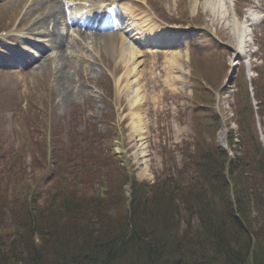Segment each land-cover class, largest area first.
Here are the masks:
<instances>
[{"label":"trees","instance_id":"trees-1","mask_svg":"<svg viewBox=\"0 0 264 264\" xmlns=\"http://www.w3.org/2000/svg\"><path fill=\"white\" fill-rule=\"evenodd\" d=\"M261 81L264 87V68ZM258 99L264 111V96ZM237 100L243 147L233 158L216 146L214 131L210 142L200 136L184 153L181 169L153 184H140L117 165L111 176L67 169L45 191L9 192L0 185V264H264V225L252 245H235L253 232V209L264 207L258 186L264 187V146L256 132L247 133L254 128L248 93ZM127 183L130 216L122 192ZM194 217V230L179 233L178 220Z\"/></svg>","mask_w":264,"mask_h":264},{"label":"rangeland","instance_id":"rangeland-1","mask_svg":"<svg viewBox=\"0 0 264 264\" xmlns=\"http://www.w3.org/2000/svg\"><path fill=\"white\" fill-rule=\"evenodd\" d=\"M10 3H4L3 9H4V18L1 19V26L2 28H6L4 26V23L6 20H13L12 14L9 13H17L20 12V6L15 5L19 3L18 0H10ZM159 1V0H158ZM168 3H170L174 9L175 4H173L174 0H165ZM189 2V4H194L196 1L199 4V7H202L203 2L205 0H186ZM214 3H216L218 0H213ZM257 7L255 9H251V13L253 15H256L257 18L253 22H248V27H250V31L252 34V39H254L255 42H258L259 49H256V44L252 45L250 44V51H254L248 58L251 63V77L253 78V85L252 88L253 92L252 94H257L256 90L259 89L256 87V85H260V80H258L257 75L255 73V68L262 67L261 61L258 59L255 62V57L259 56L260 52V45L263 41L262 38L264 36V11L260 10L261 5H264V0H249ZM13 8V9H12ZM12 9V10H10ZM208 9V8H207ZM205 9V10H207ZM248 10H244L241 15L239 16L240 21L245 20L246 13ZM22 11V8H21ZM204 11V10H203ZM215 11V10H213ZM198 13V12H197ZM200 13V11H199ZM205 13V11H204ZM205 20L210 23V26L212 27L213 32H215V35L221 41L223 44L228 46L231 51L228 53V55L224 58L223 62L218 64L217 66H210L207 69L201 70L199 74V95L200 99L205 103L209 105V108L217 112L215 109V106L213 104L214 99V92L217 91L221 86V94L222 99H220V102L218 101L216 104L217 109L219 108L221 113L223 114L224 118L227 120V129H226V139L228 138L229 131L234 129V134H239L240 125L234 124V121H230L229 117L233 114V107L232 104L234 102V97L236 95V89L235 86L236 78L234 73L230 74L229 69L227 66L230 67L231 64H233V53L237 50L236 41L233 37L231 26H230V12L225 15L222 14L220 11L218 13H211L210 11H206L204 14ZM31 24V19L22 24V31L18 33L17 38L11 39L12 41L6 42L4 45H0V64L3 63V61H11V62H18L19 64H22L21 74L18 73L15 75L14 72H5L3 74V77H1V82L5 87H10L12 89H18L19 86L22 85H33V87L29 86V94L33 95L35 99L38 101V108L43 109L46 108H52L53 110V116L54 118H60L67 122L69 120V116L74 109L76 105L84 104V109L86 111V116L88 120H92L94 122H97L101 124V119L104 115L105 111L110 110V108L107 107V104L104 102V94L102 89L99 86V83H105L109 81V78H113L114 85H115V93L113 96V106H115L114 110L119 114L120 122L124 123V142H122L123 147L118 146L117 150L122 151L124 155L127 156L128 161L133 166V170L135 171V174L137 175L138 179L141 181H147V182H154L159 176V178L162 176L161 173L166 168V164H169L171 162H174L175 159L180 162L181 156L180 151L181 149H184L185 147L188 148L186 151L190 150L191 144H189V139L194 137L193 128L194 123L192 124V120L189 118V105L191 102V87L190 81L188 79L185 80L184 87L178 86L175 89H178L180 93L177 92H171L169 95L166 92V83H163L165 79V75L162 78H159L161 81L160 83L156 82L158 78L153 81V83H149L152 90L155 92L154 96L159 97L155 100L154 105L149 104V101L144 103L143 108L141 109L142 115H144L146 124H144L146 127L145 134L142 136L144 139H140L137 134H134L131 129V120H130V112L133 109L132 105L130 103L129 97L126 94V92L123 90V85L126 82V78L122 81H120L119 86L117 84L119 73H115V68L119 69L117 65L120 61V56L116 54V51L113 50L110 52L111 47L109 48L105 43L101 42H94L92 43L91 40L87 41H77L75 43L76 48L78 49V56L81 59V61H78L77 59H73V61H69L67 63H64L63 70L58 72L57 68L59 66V59L55 58L45 63V65H41L40 61L36 62L33 67L27 66L26 63L30 62L33 58L39 59V54L42 52L43 45L46 43L43 39L44 37H38L31 36L28 33L25 32L27 29V26ZM25 29V30H24ZM251 35H249V38ZM32 38V39H31ZM251 40L249 39V42ZM73 48V47H71ZM119 48V47H118ZM220 51V49H218ZM261 51V50H260ZM236 53V52H235ZM237 54V53H236ZM249 55V52H248ZM162 55H159L157 57H154L150 59H147L148 63L145 67L142 68V64L138 65L137 67V77L147 76L145 73V70L150 73L151 69L150 67L154 64L160 65L163 62V59L161 57ZM119 60V62H118ZM246 62V59L244 57H241L238 61H235V63H240L243 66H241L239 70L242 72V76H245L244 72H246V80L249 81V76L247 73L248 66H244ZM123 65V64H122ZM158 65L156 67V71L158 74H162L160 72V68H158ZM124 66V65H123ZM32 67V68H31ZM121 67V64H120ZM125 67V66H124ZM207 67V66H205ZM214 68V69H213ZM34 69V70H33ZM143 69V72H142ZM117 71V70H116ZM155 71V72H156ZM119 72V71H118ZM123 72V71H121ZM65 73V75H63ZM105 73H111L112 75L110 77H102ZM146 78V77H145ZM143 78V82L146 81V79ZM236 78V79H235ZM33 79V80H32ZM101 80V81H100ZM203 80V81H202ZM29 82V83H28ZM245 82V80L243 81ZM235 84V85H234ZM142 85V81H141ZM177 85V84H176ZM162 86V88H161ZM228 86V88H225ZM248 86V85H247ZM120 88V90H119ZM32 89V90H31ZM82 89V90H81ZM9 90V88H7ZM248 90L249 87H242L241 91L245 92ZM71 92L74 91V95L72 97L71 103H67V101H63L62 97H64L63 92ZM147 96L152 97V93L147 92ZM264 93V92H263ZM144 94V93H142ZM246 94V93H243ZM143 96V95H142ZM264 96V95H263ZM45 98L48 99L51 106L45 104L42 108L41 106L45 103ZM241 100V99H240ZM253 104V103H252ZM257 106V105H256ZM253 105L254 111L253 116L255 115V112H259V110H256L257 107ZM241 107V106H240ZM12 109V108H10ZM13 110V109H12ZM122 111V112H121ZM121 113V114H120ZM210 110L206 112V116L210 115ZM46 119V118H45ZM260 117L258 115H255L254 123L255 128L248 129L247 133L248 135H251L252 132L260 131L262 130V137H263V125H260L257 123ZM199 120L195 119L194 121ZM257 120V122H255ZM3 122H6L5 126L2 128L1 137L3 134L2 141L4 142L3 145L6 147L8 144L13 143L17 145L16 143H19V133L17 132L19 128V122L15 118V115L13 112L7 113L4 115V118L2 119ZM260 121V120H259ZM83 121V125H84ZM209 123V130H207L205 127H198L196 136L192 139V141L195 139L197 142L200 136L203 137L204 140L207 142H210L212 140V133L219 127V124L217 120H212L211 117L208 120ZM237 126V127H236ZM75 127V126H74ZM236 127V131H235ZM104 128V126L102 127ZM263 128V129H262ZM31 129L34 130L33 126H31ZM40 126L35 131L39 136L41 135L40 132ZM67 130V129H66ZM241 134V131H240ZM254 137H256V133H253ZM240 137V136H239ZM260 137V134L257 136V138ZM239 139V138H238ZM264 143V140L261 139ZM260 141V140H259ZM6 142V143H5ZM117 142V140H116ZM162 145H166L168 150L166 148L164 149L165 152L161 153ZM185 145V146H184ZM8 145L7 147H9ZM192 148V147H191ZM174 150V151H173ZM168 152H175V158L172 156L171 158H167ZM30 154L27 157V166H23L22 170L17 171V179H6V175H1L2 172H4L6 164L2 165L3 168H1L0 165V184L5 186L7 185V181L10 180V184L8 186H11L10 189H18V190H27V185L33 186L34 180L30 181L31 176H33V172L30 171L29 167L30 165ZM30 171V172H29ZM28 173L30 175H28ZM190 174V173H189ZM184 181H189V177L183 176ZM29 182V183H28ZM180 184L183 185V183L180 181ZM260 188L264 187L262 184H259ZM39 187V186H38ZM4 191V190H3ZM2 192V191H0ZM123 192V191H122ZM12 199V198H11ZM253 211L258 214V221L253 225V232L251 234L245 233L244 236H238L240 244H236V246L242 247L245 245V240L247 243H250L252 245V242L254 241V236L256 233V230L259 227H262L264 225V207H261L259 210L256 208L253 209ZM182 216L185 217L186 212L182 209L179 211ZM179 214V215H180ZM8 220V219H7ZM180 221V223H179ZM190 223L184 218H180L178 220V227H179V233H182L190 227L191 229L195 228L196 225L199 223V219L194 217L192 220H189ZM192 225H194L192 227ZM194 230V229H193ZM255 232V233H254ZM248 236V237H247ZM232 253V252H230ZM240 256L245 255V251H240Z\"/></svg>","mask_w":264,"mask_h":264},{"label":"bare ground","instance_id":"bare-ground-1","mask_svg":"<svg viewBox=\"0 0 264 264\" xmlns=\"http://www.w3.org/2000/svg\"><path fill=\"white\" fill-rule=\"evenodd\" d=\"M229 2V1H228ZM231 3V2H230ZM197 1L194 3V10L197 7ZM205 8L211 12V13H217V12H221L222 14H226L228 13L227 10H231L232 6L231 4H224L223 0H218L217 5L216 3H214L213 0H205V4H204ZM215 10V11H213ZM127 13L128 11L125 10ZM63 17L62 16H56L55 20L57 21L55 23V27L53 29L52 32L50 31H44L42 32V34H44L46 37H50V40L52 43H54L53 47L54 48H61L63 51L66 47V43H68V39L64 36V34L60 31V22L62 21ZM256 19V17L254 15H252L250 12L246 14V18L243 21H240L239 19H237L236 16H234L233 13H231V18H230V26H231V30H232V34L235 38V41L237 43V49L235 52L237 54H243V52H246L247 50V42H248V36L250 35V27H248V22H253ZM124 21L126 24H128V26L130 27L131 30L134 29V27H136L135 23H131L130 20L128 19V16H124ZM45 26V22L43 20H39L35 26V29L38 30H42V28ZM163 28H160L158 30H150L149 32H146L145 34H147L148 38L150 36L154 37L153 41H156L158 38V42H162L164 41V39L166 38V34L167 31L165 30L164 32L162 31ZM144 31L141 28L140 30H137V35H141ZM86 32L83 30H79V34L83 37H91L93 40H98L101 37H103L104 40H108L109 42H107V45H111L112 41L114 42V45H111V47H113V49H115L116 45H120L119 46V50L116 51V53L120 56V61L121 63L124 62V64H126V70L123 73V76H131L132 79L131 81L129 80L125 85H124V90L126 92V94L129 97L130 103L132 105V110L129 113L130 114V124H131V129L133 131L134 134H137V136L140 137V139H144V137H142L145 134V130L146 127H144L146 124V120L144 115H142L141 109L143 108L144 103L147 101H149V99L151 101H153V98L151 96H147L148 93H145V86L144 84L141 85L140 81L138 80V78H135L136 75V70L135 68L138 66V58L140 56H138L136 50L134 48H132L134 45V39H129L127 37H123V34L121 35H116L114 33H104L102 35H97L96 33H92L90 36L85 34ZM141 37V36H140ZM138 38V37H137ZM119 39V40H118ZM130 49V50H129ZM130 51V55L131 57L127 56V51ZM178 59H180V57H177ZM128 59V60H127ZM176 59L175 55H170V56H166V62L165 64H167V72H169L171 69H176L179 68V64H175V60ZM175 65V66H173ZM167 77L169 78L170 76L167 75ZM184 77V73L180 72V75H175L173 77V79H169V81H173V80H178V81H182L184 79H182ZM149 81L153 82L154 81V77L151 76L149 77ZM65 92V91H64ZM73 93V92H72ZM72 93H65L64 98L69 100H72ZM144 93V94H142ZM143 95V96H142ZM155 101V98H154ZM223 134L221 133V136Z\"/></svg>","mask_w":264,"mask_h":264}]
</instances>
